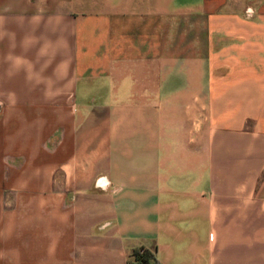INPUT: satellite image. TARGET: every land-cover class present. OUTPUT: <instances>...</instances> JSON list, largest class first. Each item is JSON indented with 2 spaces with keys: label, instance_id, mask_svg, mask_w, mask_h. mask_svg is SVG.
I'll return each instance as SVG.
<instances>
[{
  "label": "crops",
  "instance_id": "obj_1",
  "mask_svg": "<svg viewBox=\"0 0 264 264\" xmlns=\"http://www.w3.org/2000/svg\"><path fill=\"white\" fill-rule=\"evenodd\" d=\"M264 264V0H0V264Z\"/></svg>",
  "mask_w": 264,
  "mask_h": 264
},
{
  "label": "trees",
  "instance_id": "obj_2",
  "mask_svg": "<svg viewBox=\"0 0 264 264\" xmlns=\"http://www.w3.org/2000/svg\"><path fill=\"white\" fill-rule=\"evenodd\" d=\"M132 264H160L153 255L144 248H137L131 252Z\"/></svg>",
  "mask_w": 264,
  "mask_h": 264
}]
</instances>
